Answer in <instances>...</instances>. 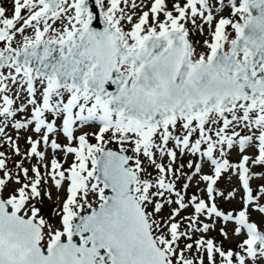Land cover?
Wrapping results in <instances>:
<instances>
[{
    "label": "snow or ice",
    "instance_id": "snow-or-ice-1",
    "mask_svg": "<svg viewBox=\"0 0 264 264\" xmlns=\"http://www.w3.org/2000/svg\"><path fill=\"white\" fill-rule=\"evenodd\" d=\"M0 264H264V0H0Z\"/></svg>",
    "mask_w": 264,
    "mask_h": 264
}]
</instances>
